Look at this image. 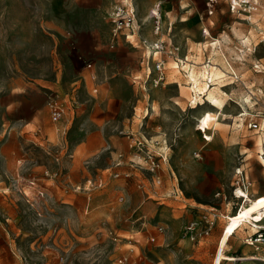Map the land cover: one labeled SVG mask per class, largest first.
I'll return each instance as SVG.
<instances>
[{
	"label": "rangeland",
	"instance_id": "374dc122",
	"mask_svg": "<svg viewBox=\"0 0 264 264\" xmlns=\"http://www.w3.org/2000/svg\"><path fill=\"white\" fill-rule=\"evenodd\" d=\"M116 1L113 8L122 3ZM217 1L207 15L204 4L193 0L198 10L189 11L184 22L178 8L186 1L164 2L169 18H164L160 38L168 40V23L173 33L182 30L189 36L187 58L201 86L206 77L211 79V71H218L209 89L219 87L227 95L210 143L218 139L240 143V152L246 154L236 158L234 167L243 171L254 198L264 194V163L254 147L259 151L264 129L253 131L247 123L253 118L264 128V115L255 117L264 112V0H251L257 6L251 18L242 12L230 15L225 0ZM51 2L0 0V264H213L224 216L228 218L240 202L231 192L237 187L235 179L230 192L193 198V205L219 213L211 231L196 241L183 232L189 220L199 218L195 219L199 210L184 205V198L159 203L152 196L155 188L163 189L168 174L180 180L181 173L192 169L188 163L203 141L193 117L209 106L205 99L190 105L188 79L180 69L186 70L188 61L168 70V83L155 86L149 75L151 57L142 43L155 40L147 19L126 40L122 34L112 35L111 10L94 17L97 31L91 36L81 30L89 22L76 20L73 12L81 8L78 16L89 18L90 10L71 5L65 19L57 20L50 14ZM211 37H220V46H210ZM177 57L184 59L180 52ZM167 60L169 67L175 65L173 58ZM87 62L103 82L97 102L90 96L89 70L78 74ZM51 93L66 107L56 123L46 106ZM242 94L251 101L246 112L239 105ZM48 149L59 155L57 184L43 205L31 206L11 177L36 176L43 165L52 166ZM146 150L166 154L160 186L152 185L145 169L131 166L130 160L145 165L141 157ZM96 176L101 177V186L84 189L86 180ZM87 196L89 207L84 211ZM157 225L163 226L160 234ZM254 230L243 224L230 237L227 253L239 256L246 249L252 254L243 240ZM221 264L264 263L255 259Z\"/></svg>",
	"mask_w": 264,
	"mask_h": 264
},
{
	"label": "crops",
	"instance_id": "0c3cea01",
	"mask_svg": "<svg viewBox=\"0 0 264 264\" xmlns=\"http://www.w3.org/2000/svg\"><path fill=\"white\" fill-rule=\"evenodd\" d=\"M113 1L114 0H69V1L68 0H52V2L50 4L51 5L50 14L53 16H56L57 20H63V19H65L67 12L69 10H71V5L72 6H75V5L84 6L85 9L90 10L89 13H90L91 17H89V18L85 17V16L79 17L78 15L82 12L81 8H78L80 10H78V9L76 11L73 10V12L75 13V16L77 18L76 20H80V21L84 20L85 22L86 21L89 22V23H87V27L83 28L81 30L85 34H87V35L90 34L91 36H93V34H95V32L97 31L95 28V23H94L95 18L94 17L99 18V16L106 15V14H108L109 11L113 10L114 9L112 6ZM153 1L154 0H139L136 4L133 0H118L115 2V3L123 2V3L130 4V6H132L136 12V20H137V23L140 24V29L137 31H133L128 38L132 37L134 35V33H137L141 30L142 23H140V22H142L141 20L147 19V14L149 12V9H150ZM172 1H176V2L178 1L177 3H179V4H180V2L186 1L185 2L186 6L180 5L178 8L181 12V15H182V19L180 20L181 22L187 21V19H188L187 17H189V15H191V13H193L194 10H196V11L198 10V7L195 5V3H193V0H161L163 22H164V18L165 19L169 18L167 13L166 14L164 13L163 3L164 2L170 3ZM196 2L198 4H202V5L204 4V12H207V15H210L212 13L211 12L210 14H208V10H210L211 6L217 5V3H218L217 0H213V2H208L207 0H196ZM225 3H226L225 6L229 9L228 0H225ZM187 5H188V7H187ZM201 8H202V6H201ZM189 11H192V12L190 13ZM229 14L232 15L233 13L230 12ZM252 15H254V13L250 14L249 18H251ZM199 16H200V14H199ZM199 19H200V17H196V22ZM163 28H164V25H163ZM165 29L169 33V38L166 41L168 42L169 40H171L174 44H177L178 46H180L181 49L179 50V52H180L182 58H185L188 61V63H187L188 68L186 70H184V67H181L180 69L185 73V78L188 79V84H189L190 94H191L190 97H192L193 94L198 93L201 96L200 97L201 101H204L205 94H203L202 91L197 92L198 90L196 89L195 84L193 83V79L190 76V73L193 72L195 66L193 67V65H192L193 63L190 60H188V58H187L188 52H190V48L188 47L189 36L186 33H184L182 30H176V32L174 30L175 33H173L172 27L169 23L165 26ZM58 31H61V29L59 28ZM150 31L152 33L151 25H150ZM146 35L148 36V34H146ZM181 51H182V53H181ZM202 67H204V66H202ZM169 69H179V68L176 67L175 65L169 67L168 66V60L166 59L165 81L161 85L168 83V78L166 77V75H167V72L169 73V71H168ZM202 69H204V68H202ZM84 71H88V70L86 68H84L83 66H81V68L78 71V74L80 75ZM199 73H203V72L201 71ZM88 74H89V72H88ZM204 82L207 86L206 89H208V87H210V85L206 81V78H205ZM210 82H211V80H210ZM102 88H103V82L101 81L99 92L94 98H91L92 101L97 102L99 100L100 94L102 92ZM200 104L201 103L199 102V105ZM24 106L27 107V110L30 109V108H28L29 105H24ZM21 110L22 109L20 107V108H18V110L16 112L19 113ZM151 111H152V107H151ZM146 112H147V108H146ZM29 122L27 124H29ZM253 131H256V130H253ZM19 134H20V130H19ZM130 134L132 135L133 133L130 132ZM127 138H129V136ZM30 141H32V140H30ZM154 141H157V140H153L150 142H149V139L145 140V142H147V143H153ZM196 143H197V141L194 139L192 142V145L194 144V146H195ZM209 143L206 144V141H204V140L202 141V144L196 150V151H199L198 157H194L188 163L189 165H191L192 169H189L186 172L184 171L185 173L184 172L181 173L183 176L180 177V180H178L177 177L174 176V174L170 173V174H168V178L165 179L167 182H166L165 186H163V189L160 190V189L155 188L153 190L152 196H154L159 203H163L164 200H167V199H173V200L180 201L181 198H184V200L186 201V202H184V205L187 203L186 204L187 206L195 207L197 210H199L196 212L197 215H196L195 219H197L199 217V215L204 211L215 210L212 207L200 208L199 205H193V204H195V200L193 198L195 196H198V195L203 196L206 192H210L211 194L215 193V195H220L221 192L222 193L223 192H230V186L232 185L233 180L236 178L235 172H234L236 169L234 167V164L236 162V158L240 155H245L246 153L244 151L240 152L241 145L237 141L231 142L230 140L224 141V140L218 139V140H214V142H212L210 144ZM161 144H162V141H161ZM204 144H206V145H204ZM162 145H164V149H166L168 147L167 144H162ZM254 145H255L254 146L255 152L258 153L256 144H254ZM252 149H254V148L252 147ZM158 155H163L165 157V159H167L164 151H162L161 153H158ZM189 158H191L190 155H188L187 159H189ZM130 163L132 166V163H135V162H133V160H130ZM166 163L167 162L165 161V164ZM42 170H43V168H42ZM18 176H19V174H16V177H14V178H19V179L23 178L22 176L21 177H18ZM32 178L38 180L39 185L42 186L44 191L47 193L46 198L43 201V204H44L45 200L47 199L50 188L53 187L54 185H56L57 183H55L54 185L48 184L47 180L42 177V171L39 175L36 174V176H34V175L25 176V178H23V179L28 180V179H32ZM96 178L98 181H100V179H101V177H98V176H96L95 179ZM247 190H248V188H247ZM171 192H175V193L171 194ZM231 192H232V190H231ZM248 192H249V190H248ZM34 194H35V192L32 191L30 195L33 196ZM88 199L89 198L87 196L86 197V203L84 205V211H86L87 208L89 207ZM221 207H222L221 204H217V206H216V208L218 210H220V212H221L220 216L223 217L224 215H223V212L221 210L222 209ZM189 221H191V220H189ZM200 227H202V226H200Z\"/></svg>",
	"mask_w": 264,
	"mask_h": 264
},
{
	"label": "built area",
	"instance_id": "2783aa9c",
	"mask_svg": "<svg viewBox=\"0 0 264 264\" xmlns=\"http://www.w3.org/2000/svg\"><path fill=\"white\" fill-rule=\"evenodd\" d=\"M207 1L213 2V0ZM228 6L229 11L231 13L242 12L250 15L257 10V6L251 0H229ZM211 12V9L208 10V14H210ZM110 19L113 26V36L122 34L124 35L125 39L128 40V37L133 31H137L140 29V24L137 23L136 20V12L134 8L130 6V4L122 2L121 4L114 7L110 14ZM147 20L151 25L152 34L154 35L155 40L152 44L148 45H146V42L142 43L144 48L146 49V52L148 53V57H151L152 61L149 73V75L151 76L150 82L153 85L157 86L161 85L165 81V63L167 58H173L175 66L178 68L186 59L184 58L183 60H180L177 57L180 50V46L174 44L171 40L167 42L166 40L160 38V35H162V32L164 30L161 0L153 1L147 14ZM125 31H128L129 33L125 34ZM202 34L208 35V31L206 32V30H203ZM92 66L93 65L91 62H87L83 67L89 70V78L91 81L90 96L94 98L99 92L101 81L97 77V74L93 70ZM233 79H237V76L235 74H233ZM210 80L211 79L209 77L206 78V81H208V83L210 82ZM200 97L201 96L198 93L193 94L190 100V105L199 104ZM46 106L48 109L50 120L53 123L58 122L62 118L66 109L60 97L54 93L47 95ZM259 115L263 116L264 112H258L255 117H259ZM247 126L252 130H261L259 122L256 119L253 120V118L249 119ZM203 137L204 141H207V138L205 136ZM163 143H165V141H163ZM138 145H141L140 141L138 142ZM138 149L141 150V148ZM46 153L51 157L53 165L42 166V177L47 180L48 184L54 185L55 183H57V163H59V155L50 149H48ZM198 153L199 151H195L193 155L195 157H198ZM261 156H264V153H259L258 158H260ZM141 159L145 165L142 166L138 163H132V166H139L141 169H145L151 176L150 180L152 185L156 187L160 186L162 183L160 165L161 163L165 164V157L163 155H155L153 152L146 150L145 152L143 151ZM234 172L236 176V186L241 187L243 189L246 188V177L243 171L239 168H236ZM11 179L13 186L17 187V190L22 194L26 202H28L31 206L38 204L43 205V201L46 198L47 193L44 191L43 187L39 185L38 180L34 178L24 180L23 178L19 179L14 177H11ZM100 186V181L93 178H89L85 182L84 189L90 191ZM30 191L35 192V194L31 196ZM173 193L175 192H171V194ZM120 199H122V197ZM217 217L218 214L214 210H207L202 212L197 220H191L185 225L183 236L189 238L192 241H196L198 237L206 235L209 233V231H211V229L216 224ZM224 218L227 219V216H224ZM155 228L157 234L163 232V226L157 225ZM254 229L255 230L249 236H246L244 238L243 242L253 249L252 254L256 257V259L264 263V227ZM108 234L113 236L112 232L110 231H108ZM112 238L113 240H116L115 236ZM150 240L154 241L155 236H151ZM46 247L47 246H44V248ZM61 258L62 257H60V259ZM121 262L122 260H119V263Z\"/></svg>",
	"mask_w": 264,
	"mask_h": 264
},
{
	"label": "bare ground",
	"instance_id": "6f19581e",
	"mask_svg": "<svg viewBox=\"0 0 264 264\" xmlns=\"http://www.w3.org/2000/svg\"><path fill=\"white\" fill-rule=\"evenodd\" d=\"M211 40L213 41H211L209 45L213 46V48L215 47V45L220 46L222 41L220 37L212 38ZM217 74L218 71L215 70L211 71L210 73L211 79H213L212 77L216 76ZM190 76L193 79V83L195 84L196 89L198 90L197 92L199 91L203 92V90L205 89L204 90L205 102L208 104L209 108L204 109L202 107V109H200L199 111V115L193 118L196 120L197 123L196 130H198L199 136H201V139L203 140H204L203 136H205L207 138L206 144H208L213 140L214 129L218 123L219 115L222 114L224 108L223 96H226L227 93L223 92L219 87H212L211 89H209L210 87H208V89H206L207 86L205 82L204 85L201 86L199 82L200 80H198L195 77V74L193 72L190 73ZM250 104H251L250 98L247 95L242 94L240 96V104H239L242 110L246 112V107L249 106ZM263 134L259 137V142H258V146H259L258 152H262V153H264ZM260 158L261 161L264 162V156H261ZM232 194L235 198L237 199L240 198V202L236 210L230 216H228L226 222L222 226L220 235L217 240V252L213 264H221L223 261L235 263L239 260L256 259V257L253 254L246 253L245 251L246 249L239 256L228 254L227 249L229 247L228 241L230 237L233 236L243 224H249L253 228L264 227V194L251 198L252 195L250 196L247 188L243 189L241 187H236L235 189H233Z\"/></svg>",
	"mask_w": 264,
	"mask_h": 264
}]
</instances>
